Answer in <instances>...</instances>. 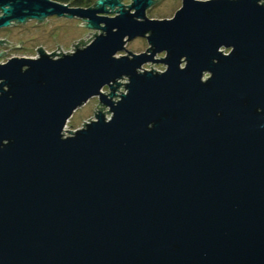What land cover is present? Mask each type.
<instances>
[{
    "label": "water",
    "instance_id": "95a60500",
    "mask_svg": "<svg viewBox=\"0 0 264 264\" xmlns=\"http://www.w3.org/2000/svg\"><path fill=\"white\" fill-rule=\"evenodd\" d=\"M160 1L0 0L99 32L0 65V264H264V0Z\"/></svg>",
    "mask_w": 264,
    "mask_h": 264
},
{
    "label": "rangeland",
    "instance_id": "374dc122",
    "mask_svg": "<svg viewBox=\"0 0 264 264\" xmlns=\"http://www.w3.org/2000/svg\"><path fill=\"white\" fill-rule=\"evenodd\" d=\"M97 0H93V3ZM125 5L131 4V0H123ZM182 7L181 0H161L149 13L150 19H172L177 11ZM2 13H0V16ZM113 16V15H109ZM85 24L78 18H59L50 17L46 23H37V21H29L25 25L11 26V28L0 30V40L6 41L10 46H0V54L7 52L0 58V65L6 64L13 58H38V49H44L48 54L69 53L73 52L76 46L83 42H88L94 38V35L99 34L98 31H91L81 26ZM76 42V43H75ZM23 43V44H21ZM7 44V43H5ZM20 45L21 47L11 46ZM60 48V50H59ZM149 45L145 39H137L127 45V51L134 54H142L147 51ZM226 54L228 52L226 51ZM126 55V53H122ZM165 55L158 56V59L164 58ZM147 71L164 72L165 66L150 64L144 67ZM127 83V80H122ZM125 93V89L119 91ZM104 93H109L108 89ZM99 100L94 98L88 104L80 108L68 123L66 130L75 132L81 129L86 123L95 118V113L98 111Z\"/></svg>",
    "mask_w": 264,
    "mask_h": 264
},
{
    "label": "trees",
    "instance_id": "16d2710c",
    "mask_svg": "<svg viewBox=\"0 0 264 264\" xmlns=\"http://www.w3.org/2000/svg\"><path fill=\"white\" fill-rule=\"evenodd\" d=\"M66 5H70L75 8H90L96 4L97 1L93 3V0H54Z\"/></svg>",
    "mask_w": 264,
    "mask_h": 264
},
{
    "label": "built area",
    "instance_id": "2783aa9c",
    "mask_svg": "<svg viewBox=\"0 0 264 264\" xmlns=\"http://www.w3.org/2000/svg\"><path fill=\"white\" fill-rule=\"evenodd\" d=\"M200 1H209V0H200ZM92 40H93V39H92ZM92 40H91V41H92ZM91 41H90V42H91ZM90 42H87V41H86L85 43H86V44H89ZM75 50H76V48L74 49L73 52H69V53H74ZM63 53H64V52H63ZM69 53H65V54H69ZM57 54H61V53H57ZM103 92H104V90H103Z\"/></svg>",
    "mask_w": 264,
    "mask_h": 264
},
{
    "label": "flooded vegetation",
    "instance_id": "af4514ba",
    "mask_svg": "<svg viewBox=\"0 0 264 264\" xmlns=\"http://www.w3.org/2000/svg\"><path fill=\"white\" fill-rule=\"evenodd\" d=\"M151 10H152V9H150V10L148 11V13H149ZM28 22H29V21H28ZM17 26H20V25H17ZM10 28H11V27H10ZM4 45H7V44H4ZM4 45H3V46H4ZM163 55H164V54H163Z\"/></svg>",
    "mask_w": 264,
    "mask_h": 264
}]
</instances>
